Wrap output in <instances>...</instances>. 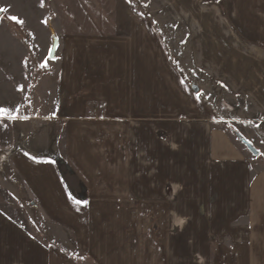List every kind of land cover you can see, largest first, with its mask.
Returning <instances> with one entry per match:
<instances>
[{
  "label": "crops",
  "instance_id": "1",
  "mask_svg": "<svg viewBox=\"0 0 264 264\" xmlns=\"http://www.w3.org/2000/svg\"><path fill=\"white\" fill-rule=\"evenodd\" d=\"M158 1L40 24L42 97L0 71V264H264V169L232 131L264 135V0Z\"/></svg>",
  "mask_w": 264,
  "mask_h": 264
},
{
  "label": "rangeland",
  "instance_id": "2",
  "mask_svg": "<svg viewBox=\"0 0 264 264\" xmlns=\"http://www.w3.org/2000/svg\"><path fill=\"white\" fill-rule=\"evenodd\" d=\"M153 5H158V0H152ZM142 0H0V9L5 11L0 12V22L7 24L15 29L17 32L27 31L36 35L38 40L37 44L31 46L28 42V38L25 36L23 39V48L11 46L10 38L6 36L8 45L6 49L0 52V71L1 70H24L25 72L40 71L39 87L41 89V97L44 96V92L50 87L52 89V83L56 81L55 69L53 67V61L48 60L45 57L46 47L42 43V32L40 31V24H60L65 21V7H67V24L68 23H106L113 24L128 22L129 16L119 15L120 10L123 7H129L130 4L135 6L143 5ZM122 8V9H121ZM11 17H16L17 20L23 21L22 24L17 23L16 20H12ZM122 17V18H121ZM25 30H23V28ZM27 30V31H26ZM1 37V36H0ZM5 36H3V40ZM41 42V43H40ZM13 71V72H14ZM49 74V76H48ZM13 79V84H14ZM35 80V79H34ZM3 80H0V83ZM32 79H25L24 86H30ZM22 80H19L21 84ZM3 83V82H2ZM2 86V85H0ZM220 113L225 114L231 111L228 108L222 111V102L219 105ZM234 111V110H233ZM10 113L15 114V110ZM234 114V113H233ZM243 124V123H242ZM246 126V125H245ZM244 128V124L241 129ZM251 130L259 142H249L258 152L256 157L258 165L264 169V135L259 134L254 128L246 126ZM233 133L237 137L241 135L237 130L232 129ZM243 139V138H242ZM248 142V141H247ZM260 143V144H259ZM58 168L62 171L67 167V164L62 159L54 160Z\"/></svg>",
  "mask_w": 264,
  "mask_h": 264
},
{
  "label": "water",
  "instance_id": "3",
  "mask_svg": "<svg viewBox=\"0 0 264 264\" xmlns=\"http://www.w3.org/2000/svg\"><path fill=\"white\" fill-rule=\"evenodd\" d=\"M0 15H1V13H0ZM57 49H58L57 40H56L55 36H52L51 47H50L49 54H48L49 60H53L55 58V54H56ZM238 140L240 141V143L247 149V151L253 157H257L259 155V152L250 143H248L246 140H244L240 137H238Z\"/></svg>",
  "mask_w": 264,
  "mask_h": 264
},
{
  "label": "snow or ice",
  "instance_id": "4",
  "mask_svg": "<svg viewBox=\"0 0 264 264\" xmlns=\"http://www.w3.org/2000/svg\"><path fill=\"white\" fill-rule=\"evenodd\" d=\"M3 11H5V10L4 9H0V12H3ZM11 19L12 20H16L17 23H20V24L23 23V21L17 20L16 17H11ZM0 116H6L8 119H13V120L17 118L15 114L10 113L9 110L5 109V108H0Z\"/></svg>",
  "mask_w": 264,
  "mask_h": 264
},
{
  "label": "built area",
  "instance_id": "5",
  "mask_svg": "<svg viewBox=\"0 0 264 264\" xmlns=\"http://www.w3.org/2000/svg\"><path fill=\"white\" fill-rule=\"evenodd\" d=\"M228 109V107L225 105V104H223L222 103V111H225V110H227ZM217 114H220V112H216ZM224 118H221V120H223ZM10 153L11 152H7V153H4V154H2L1 156H0V166L5 162V161H7V159L9 158V156H10ZM1 168V167H0Z\"/></svg>",
  "mask_w": 264,
  "mask_h": 264
}]
</instances>
